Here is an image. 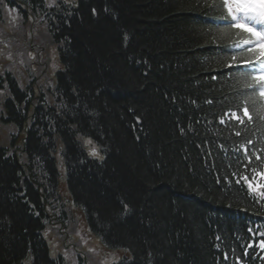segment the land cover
Masks as SVG:
<instances>
[{
    "label": "trees",
    "instance_id": "trees-1",
    "mask_svg": "<svg viewBox=\"0 0 264 264\" xmlns=\"http://www.w3.org/2000/svg\"><path fill=\"white\" fill-rule=\"evenodd\" d=\"M35 1L47 11L45 0ZM70 2L58 0L59 15L48 20L55 31L46 46H58L63 62L61 90L37 97L40 126L27 133L24 151L40 160L47 190L54 193L53 155L61 151L90 233L121 254L112 264H264V188H257L264 179L256 175L264 172V121L255 111L245 125L224 116L249 94L242 73L224 66L240 37L214 24L225 21L222 1L208 0V8L205 0ZM32 15L39 35L40 15ZM9 78L10 110L24 120L28 103L21 114L14 104L22 93ZM85 137L102 161L86 158L78 141ZM13 140L0 148V264H63L49 257L43 205L11 156ZM247 140L251 164L240 149ZM240 174L256 192L236 183ZM68 210L60 204L62 218Z\"/></svg>",
    "mask_w": 264,
    "mask_h": 264
},
{
    "label": "snow or ice",
    "instance_id": "snow-or-ice-1",
    "mask_svg": "<svg viewBox=\"0 0 264 264\" xmlns=\"http://www.w3.org/2000/svg\"><path fill=\"white\" fill-rule=\"evenodd\" d=\"M64 2L70 3V0H64ZM204 7H209L208 0H205ZM211 7L218 9L221 5L214 2ZM222 7L226 10V15H223L222 18L227 21V25L220 31L227 35L231 30H236V35L240 37L231 45L232 48L239 51L232 53L230 62L225 63L224 66L228 69L246 68L247 71L242 72L241 80L245 89L252 90V95L245 97L242 107H238L237 111L225 112L224 116L237 121L240 125H245L253 122L252 112L255 111L258 118L264 121V104L257 107L256 97L258 90L259 98L264 100V0H223ZM217 78L216 76L212 77L214 80ZM207 102L212 103V101ZM249 105H251V108ZM240 112H242V115L239 114ZM220 123L224 124L225 120L221 119ZM235 135L239 137L241 132L236 131ZM87 143H91V141L89 140ZM252 145V140H247L246 144L240 145V149L244 150L245 158L249 164L252 162L251 156L255 153L250 152L247 146ZM89 154L98 155L95 148ZM256 159L260 160L261 157L256 156ZM256 175L264 179V172H257ZM241 181L247 184L250 192H256L257 188H264V183L258 184L257 188H253L249 177L244 174L239 175L236 183L239 184ZM258 194L264 198V192ZM125 207L127 206L125 205ZM249 247H252V245H249ZM259 247L264 249V241L260 243Z\"/></svg>",
    "mask_w": 264,
    "mask_h": 264
},
{
    "label": "rangeland",
    "instance_id": "rangeland-1",
    "mask_svg": "<svg viewBox=\"0 0 264 264\" xmlns=\"http://www.w3.org/2000/svg\"><path fill=\"white\" fill-rule=\"evenodd\" d=\"M51 57H52V62L54 63V65H56V63L54 62V55L52 54ZM11 129L12 128L9 125H5L2 129H0V131L1 132L3 131L4 133H8L9 130ZM1 144L3 146L5 145L8 146V140H4ZM93 148L96 149L98 155L93 156L89 154ZM86 153L91 158L102 159V154L100 153V151L97 149L96 146L86 148ZM64 186L65 184L61 183L60 189L58 190L60 191L62 195H66ZM72 214L81 220V216L80 214H78V212L74 211L72 212ZM76 230H77V233L75 234V237H74L75 242H71V240L64 241V238L62 239V242L63 243L65 242V245H68L67 248L60 245V240L56 238L55 231L52 228L47 227L44 230H42V233H41L42 238L45 240L47 244V248H48L49 255L51 258L60 256L62 258L63 264H77L76 258H75L76 253H81V254L87 255L89 264H94L96 262L97 263H111V260H115L120 257L121 254H119L116 251L109 252V254H111L109 255L107 250L103 248L101 244L95 241L94 237H92L88 233L86 234L85 228L84 226H82L81 222L79 223ZM65 233L70 235L69 230H66ZM77 239L79 242H77Z\"/></svg>",
    "mask_w": 264,
    "mask_h": 264
}]
</instances>
